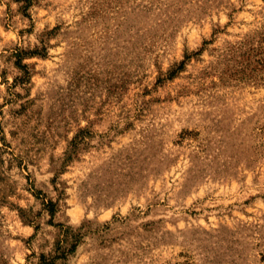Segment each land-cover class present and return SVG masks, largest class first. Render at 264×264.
<instances>
[{"label":"rangeland","instance_id":"obj_1","mask_svg":"<svg viewBox=\"0 0 264 264\" xmlns=\"http://www.w3.org/2000/svg\"><path fill=\"white\" fill-rule=\"evenodd\" d=\"M0 264H264V0H0Z\"/></svg>","mask_w":264,"mask_h":264},{"label":"trees","instance_id":"obj_2","mask_svg":"<svg viewBox=\"0 0 264 264\" xmlns=\"http://www.w3.org/2000/svg\"><path fill=\"white\" fill-rule=\"evenodd\" d=\"M46 53H47V46L44 41H42L41 46H36L32 50H26V49L17 47L12 53L13 57L16 59L15 61L16 67L22 72L20 77L17 78V80H19V82H24L29 79L30 71L28 69V65L23 63V60L26 58V56H30V57L35 56V55L45 56ZM182 65L183 64H181V66H179L176 70H174V72L178 71V69H180ZM73 248L74 246L71 245L70 247H65L63 249V247L61 246V242L58 243V251L61 254L72 251Z\"/></svg>","mask_w":264,"mask_h":264}]
</instances>
